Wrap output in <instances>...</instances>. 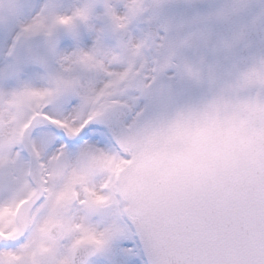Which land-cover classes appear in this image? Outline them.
I'll use <instances>...</instances> for the list:
<instances>
[{
    "label": "snow or ice",
    "instance_id": "snow-or-ice-1",
    "mask_svg": "<svg viewBox=\"0 0 264 264\" xmlns=\"http://www.w3.org/2000/svg\"><path fill=\"white\" fill-rule=\"evenodd\" d=\"M143 12L142 0H0L14 26L0 64V264H264V144L212 189L183 188L168 165L170 137L205 116L264 112V52L173 123L220 66L178 63V49L201 46L184 36L159 70L182 67L205 97H182L173 72L163 104L145 103L158 69L128 34ZM243 38L216 51L234 55Z\"/></svg>",
    "mask_w": 264,
    "mask_h": 264
},
{
    "label": "water",
    "instance_id": "water-1",
    "mask_svg": "<svg viewBox=\"0 0 264 264\" xmlns=\"http://www.w3.org/2000/svg\"><path fill=\"white\" fill-rule=\"evenodd\" d=\"M146 2L150 5L146 14L149 16L151 38L155 39L157 27L164 32L170 48L175 47L177 41L184 36L196 37L201 46H198V49L197 47L178 49L177 55L182 59L198 60L202 56L200 54L202 49L213 51L212 60L216 59L213 64L220 66L219 75L222 76L218 78V89H213L209 95L211 100L226 94L228 86L234 82L239 71L251 62L254 55L264 52V0H146ZM238 2L245 5L240 13L235 12L226 20L215 17V13L230 10L228 6ZM210 17L211 21H208ZM241 28L247 30L246 39L243 43L239 41L234 44V55L226 48L216 51L219 45L231 40ZM123 38L127 39V36ZM203 42H207L206 47L203 46ZM175 83L179 85L178 93L184 98L200 100L206 95V89L195 88L186 81ZM169 84L167 76L159 80L152 95L145 99L146 103L162 105ZM206 98L198 102H205ZM186 107L195 106L189 104Z\"/></svg>",
    "mask_w": 264,
    "mask_h": 264
},
{
    "label": "clouds",
    "instance_id": "clouds-1",
    "mask_svg": "<svg viewBox=\"0 0 264 264\" xmlns=\"http://www.w3.org/2000/svg\"><path fill=\"white\" fill-rule=\"evenodd\" d=\"M144 12L150 5L142 0ZM236 8L240 13L245 5L238 2L228 6ZM143 12V13H144ZM142 13V14H143ZM237 33H243V43L247 30L241 28ZM145 55L149 64L154 65L158 71L159 80L163 79L168 69H160L164 58L169 51L168 42L161 37L159 41L146 36ZM178 63L190 62L195 64L197 59L179 58ZM177 81L193 83L184 69H174ZM189 107H182L168 114V120L175 123L181 120L187 125V112ZM254 115L246 118V123L234 121L231 117L222 115L205 116L198 126L193 125L191 131L173 134L168 145V165L175 173L178 182L186 189H212L225 181L243 162L264 144V112L254 109ZM185 115L181 117V113Z\"/></svg>",
    "mask_w": 264,
    "mask_h": 264
},
{
    "label": "rangeland",
    "instance_id": "rangeland-1",
    "mask_svg": "<svg viewBox=\"0 0 264 264\" xmlns=\"http://www.w3.org/2000/svg\"><path fill=\"white\" fill-rule=\"evenodd\" d=\"M146 3V2H145ZM117 10L122 11V5L117 4ZM96 12H102V7L98 4L96 8ZM6 21L2 17H0V64L4 62L3 52L7 47V44L10 43V39L5 38V33L7 31H12L14 33V26L8 25L5 26ZM97 27H102L106 31V37H105V44L107 46H114L115 45V37L108 31L107 28V22L106 21H96ZM147 16L145 12L141 14L138 18L134 19L131 24L129 25V35L131 38L134 39H144L146 37L147 32ZM162 37V35L159 36L157 41ZM150 51L146 52V55L150 56ZM3 57V58H2ZM139 259V258H137Z\"/></svg>",
    "mask_w": 264,
    "mask_h": 264
},
{
    "label": "bare ground",
    "instance_id": "bare-ground-1",
    "mask_svg": "<svg viewBox=\"0 0 264 264\" xmlns=\"http://www.w3.org/2000/svg\"><path fill=\"white\" fill-rule=\"evenodd\" d=\"M208 21H211V17H210V19L208 20ZM185 47H183V49H184ZM189 48H192V47H189ZM199 47H197V49H198ZM196 50V49H195ZM200 54L202 55V56H204V58H206L205 60L209 63V64H213L214 62H215V60L213 59L212 60V54H213V51L211 50V49H209L208 51H203V49H202V51L200 52ZM3 58V57H2ZM222 75H219V77L218 78H220ZM218 86L219 85H217L215 88H214V90H217L218 89ZM195 100H197L196 98H195ZM203 103H207V102H196L195 104H194V106L195 107H197V106H200V105H202Z\"/></svg>",
    "mask_w": 264,
    "mask_h": 264
}]
</instances>
